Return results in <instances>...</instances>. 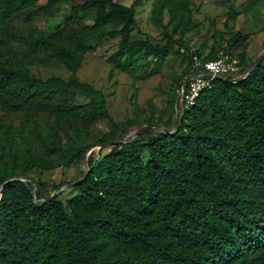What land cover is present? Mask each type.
Returning a JSON list of instances; mask_svg holds the SVG:
<instances>
[{"label": "trees", "instance_id": "trees-1", "mask_svg": "<svg viewBox=\"0 0 264 264\" xmlns=\"http://www.w3.org/2000/svg\"><path fill=\"white\" fill-rule=\"evenodd\" d=\"M63 1L0 0V20L6 25L0 30V109L56 111L67 126L73 114L89 124L110 119L104 94L77 78L86 55L110 40L119 43L114 67L143 80L154 76L175 48L174 54L184 52L187 64L178 87L194 73L193 55L205 60H216L221 52L236 56L238 75H243L213 81L194 107L179 109L177 131L165 126L173 134L146 130L91 160L89 171L73 183L78 194L65 203L44 198L41 190L35 199L28 175L56 166L32 149L5 154L1 144L9 129L0 124V264H264V56L251 67L248 36L230 28L227 49L209 55L192 51L182 39L166 46L134 40L136 8L145 0L130 7L83 0L71 7L62 28L25 39L31 56L25 64L5 57L10 44L22 38L15 21L51 15ZM163 8L156 5L153 13ZM188 12V1L173 5L174 33ZM89 14L91 26L83 21ZM55 61L71 72L70 81L37 76L35 67ZM69 90L90 102L83 108L55 105L57 96ZM176 102L177 96L175 115ZM110 121L122 138L134 125ZM90 149L57 151L64 164L72 165ZM53 150L48 146V157Z\"/></svg>", "mask_w": 264, "mask_h": 264}, {"label": "rangeland", "instance_id": "rangeland-1", "mask_svg": "<svg viewBox=\"0 0 264 264\" xmlns=\"http://www.w3.org/2000/svg\"><path fill=\"white\" fill-rule=\"evenodd\" d=\"M114 1L130 7L135 0ZM184 1L189 2L190 12L186 13L185 23L180 30L174 33L175 25L171 22L170 10L173 5ZM82 2L83 0H64L51 15L27 22L15 21L14 30L22 38L10 44L11 52L5 53V57L10 59L15 56L20 63L25 64L27 58H31L25 39L38 31L45 34L56 32L65 25L71 7ZM162 4L165 8L154 14V6ZM136 12L134 40H149L154 45L166 46L169 40L182 39L192 51L209 55L212 51L227 49L226 32L230 28L248 36L247 58L251 67L264 56V0H145L136 8ZM83 21L87 26H91L92 14L83 16ZM5 28L6 25L0 20V30ZM118 46L117 40H110L99 46L96 51L88 53L77 78L81 83L91 85L104 94L112 121L120 126L127 122L134 124L124 131V138L115 135V127L110 119L89 124L83 120L81 114H73L67 126L66 121L59 118L56 111L47 112L44 109L35 114H27L24 111L0 109V124L9 129L5 134L7 141L1 144L4 153L8 155L9 152L32 149L56 166L51 171L34 170L28 175L29 182L42 191L44 198L55 196L65 203L78 194L73 183L89 171L91 160L98 161L112 150V147H109L99 151L102 146L99 141L102 138L119 144L134 138L149 125L159 126L147 129H152L155 135L162 134L168 124L173 131L177 128L178 115L173 114L172 109L180 78L187 67L183 62L184 52L174 54L177 50L175 48L168 54L165 62L158 66L157 73L143 80L114 67L112 59L118 51ZM141 56L142 54H139L137 60ZM34 71L44 81L59 78L68 82L72 77L71 72L56 61L35 67ZM242 75L233 76V79H239ZM57 97L54 104L60 106L83 108L90 102L88 97L71 90ZM75 125L77 127L73 128ZM64 129H68V134L64 133ZM48 146L55 149L49 157ZM59 147L91 149L85 159L67 165L60 158L57 151ZM63 182L67 185L59 188Z\"/></svg>", "mask_w": 264, "mask_h": 264}, {"label": "built area", "instance_id": "built-area-1", "mask_svg": "<svg viewBox=\"0 0 264 264\" xmlns=\"http://www.w3.org/2000/svg\"><path fill=\"white\" fill-rule=\"evenodd\" d=\"M241 61L236 56L221 52L216 60H205L193 55V75L185 82L181 91L179 109L190 110L201 94L212 87L218 78L233 77L240 73Z\"/></svg>", "mask_w": 264, "mask_h": 264}, {"label": "water", "instance_id": "water-1", "mask_svg": "<svg viewBox=\"0 0 264 264\" xmlns=\"http://www.w3.org/2000/svg\"><path fill=\"white\" fill-rule=\"evenodd\" d=\"M257 65H260V62L257 64ZM190 77L188 76V77H186L184 80H183V82L181 83V85H180V87H179V89H178V94H177V102H176V113H177V115H178V113H179V102H180V96H181V91H182V89H183V86H184V84H185V82L189 79ZM217 80H219V81H222V82H228V80L227 79H225V78H218ZM178 126H179V124L177 123V128H178ZM154 127H159V126H157V125H149V126H146V127H144L139 133H137V135L134 137V139L135 138H137L140 134H142L143 132H145L147 129H149V128H154ZM177 131V130H176ZM165 132L167 133V134H173L174 132H170V131H167V130H165ZM115 144H117V142H110V143H106V144H104V145H102L100 148H99V151L101 152L103 149H105V148H109V147H112V146H114ZM13 181H15V180H11L10 182H13ZM23 182H27V181H25V180H22ZM7 183H9V182H7ZM6 183V184H7ZM33 186H34V195H35V199L38 201L39 200V191H38V189H36V187H35V184H32ZM74 185V184H73ZM2 195H3V188L0 190V197H2ZM55 196H52L49 200H51V199H53ZM0 200H1V198H0Z\"/></svg>", "mask_w": 264, "mask_h": 264}]
</instances>
